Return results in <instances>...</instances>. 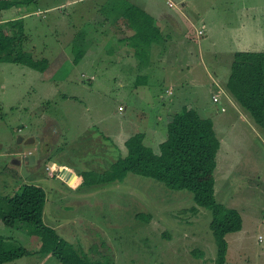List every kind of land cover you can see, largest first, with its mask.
Masks as SVG:
<instances>
[{
  "label": "rangeland",
  "instance_id": "obj_1",
  "mask_svg": "<svg viewBox=\"0 0 264 264\" xmlns=\"http://www.w3.org/2000/svg\"><path fill=\"white\" fill-rule=\"evenodd\" d=\"M48 1L47 5L17 1V11L25 16L15 28L24 34L21 46L25 51L33 50L36 58L48 60L47 72L0 62V236L6 250L21 248L27 253L7 264H62L48 244L43 247L42 237L33 234L32 226L9 227L3 222L8 212L6 198L24 185L43 189L44 225L54 229L83 260L216 264L211 211L196 206L190 193L131 174L123 181H99L112 164L127 155L126 141L136 132L143 133L144 144L158 153L166 138L167 121L183 107L211 118L217 137L223 139L216 157L215 198L228 208H237L243 217V230L226 236L225 264H264V240H258L264 235V136L246 117L228 121L230 112L217 115L220 105L212 101V95L223 93L213 80L228 77L233 55L257 48L246 35L264 25V0H126L124 13L132 5L136 8L130 9L141 14L138 22L128 24L127 19L123 25L126 38L120 46L111 42L117 48L112 55L106 53L108 39L98 36L90 44V38L106 10L121 9L120 0ZM182 3L192 26L182 39L157 36L143 46L148 50L144 61H150V67L142 73V56L136 51L142 54V48L132 47L133 38L146 25V16L155 22L166 16L168 6L176 10ZM41 7L48 8L44 14L38 13ZM203 24L207 36L199 34ZM99 26L100 31L106 29ZM77 31H85L89 39L77 45L86 47V53L75 63ZM259 47L264 49V44ZM116 54L111 64L109 59ZM160 54L165 56L161 58L164 64L157 69L152 59ZM146 72L155 74L146 76ZM218 120H225L222 129ZM19 137L24 141L19 143ZM29 139L34 142L26 144ZM245 148L253 152L250 166L254 170L247 171L245 161L239 163ZM222 160L228 161L225 168ZM64 167L71 169L77 185L63 181L70 177ZM240 168L246 173H240ZM254 174L262 175L261 180L239 188ZM238 189L248 193L247 201Z\"/></svg>",
  "mask_w": 264,
  "mask_h": 264
},
{
  "label": "trees",
  "instance_id": "obj_2",
  "mask_svg": "<svg viewBox=\"0 0 264 264\" xmlns=\"http://www.w3.org/2000/svg\"><path fill=\"white\" fill-rule=\"evenodd\" d=\"M17 1L20 0H1L0 9L15 7L18 5ZM30 1L38 3V0H25V2ZM124 1L126 0H120L118 3L122 8L123 4H126ZM130 8L136 7L129 5V10L126 11L128 24L138 22V16L141 14V12L132 11ZM105 12L106 14L102 13L104 15L103 22L95 23L98 26L97 33L102 36L106 34L108 24L111 23L110 17L112 15L118 17L116 7ZM145 22L146 25H142L141 31H138V35L132 40L134 48H142L154 42L157 36H162L151 16H146ZM21 23L22 20L17 19L0 25V62L11 61L43 73L50 64L45 58H36L32 53L33 50L28 52L21 46L25 41L24 34L22 30L15 31V28L21 26ZM102 24L106 29L100 31L99 25ZM84 32L77 31L74 35L76 37L73 44L75 63L80 62L86 53V47H80L89 39ZM78 41H81L82 44H77ZM144 42L146 43L144 44ZM92 43L95 42L90 39V44ZM136 51H139V55L142 56L140 69L143 73L150 62L144 61L148 50L142 48V54L140 49ZM156 68L158 69L160 66ZM147 74L151 73L146 72V76ZM222 87L224 89L220 87V90L226 92V95L223 96L225 99L221 98L223 104L221 106L224 110L230 109L231 104L228 102L231 99L250 123L255 125L261 136H264V51L254 49L235 53L230 62L229 75ZM168 91L166 92L168 93ZM217 93L212 95V101L213 96H216ZM214 129V122L211 118H202L196 110L183 107L180 112L170 116V120L167 121L166 138L159 144L158 153L144 144L143 133L136 132L126 141L127 155L112 164V168L110 167L99 181L105 183L123 181L131 174L153 179L174 191L190 193L196 206L211 211L210 231L216 244V264H225L228 249L226 236L240 232L243 221L236 209L225 207L215 198L214 172L220 139ZM6 202L8 212L3 217L4 224L9 227H17L16 224L32 226L33 234L39 233L42 237L43 247L48 244L53 255L62 264H113L110 261L92 263L83 260L70 246L60 240L54 229L44 225L45 193L42 188L35 185H24L18 189L17 193L6 198ZM146 220L147 217H145ZM63 249H65L64 253H62ZM26 254V251L21 248L14 251L6 250L4 238L0 236V264H7Z\"/></svg>",
  "mask_w": 264,
  "mask_h": 264
},
{
  "label": "crops",
  "instance_id": "obj_3",
  "mask_svg": "<svg viewBox=\"0 0 264 264\" xmlns=\"http://www.w3.org/2000/svg\"><path fill=\"white\" fill-rule=\"evenodd\" d=\"M150 1H153L154 3L157 2V0H150ZM0 2H1V0H0ZM166 3L169 5V3H171V2L168 3V1H166ZM38 4L39 5H47V4H50V3H49L48 0H38ZM123 5H124L123 8H122V6H120L121 9L118 11V17H116V15L115 16L112 15L110 17L111 23L108 24L106 34L103 35V37H105L106 40L108 39L106 41V45H107L106 53H108L109 55H112V54L115 53V51H117V48L114 49V48L111 47V42L115 41L120 46L123 43L124 39L126 38L127 30H125V28L123 26V25H127L126 13L123 12V10L126 9V4H123ZM17 6L12 7V8H8V9H3V8L0 9V25L4 24L7 21H12V20H17V19H22L23 20L24 19L25 13L23 14L20 11H17L19 9ZM175 8H176V10H172L168 6V9L171 12L169 11L166 14L165 17L159 16L158 19H156L155 22H154L156 27H158L159 31L161 32L162 36L172 37V40L174 39L175 36H179L182 39L183 36H184V34H183L184 31L189 29L192 26V24H193V22L190 20V18L188 17V15H187V13L185 11V9L187 8L185 3H182V5L179 6V7L175 6ZM47 9L48 8H42L41 7V9L38 10V13L42 12L44 14L46 12L45 10H47ZM42 13H40V14H42ZM184 13H185V17H183ZM239 23H240V21H239ZM202 26L203 27L200 28V29L203 30L204 36H207V34H206V26L204 24ZM238 27H240L241 29H244L243 25H238ZM109 29H110V31H109ZM167 30L172 31V34L168 35L167 34ZM98 36H102V35L98 34L97 31H95V34H93L92 39L91 38L90 39L92 40V42H97L96 38ZM109 37H111V38L109 39ZM246 37H250L249 38L250 40L256 42L258 49L257 48H248V49L241 50V51H243V52L244 51H251V50H254V49L257 50V51H264L263 47H259V46H262L264 44V25L256 27L254 32L252 33V31H250V35H246ZM188 39H190V38L188 37ZM165 43H167V42H165ZM120 48H122V47H120ZM125 48H127V47H125ZM159 49L160 48L158 47V49L156 51H153L154 54L156 52L158 53ZM163 50H164V52L163 51L162 52L165 54L166 50H167V47L165 49H163ZM164 54H163V56H162V54H160L161 56L158 57L157 59H154V58L152 59V60L156 61V65L157 66L161 67L164 64V61L161 60V58L165 57ZM116 58H117V54L115 55L114 59H109V58L108 59L110 60L111 64H114ZM160 61H161V63H160ZM152 65L153 64L151 63V67H152ZM149 67H150V64H148L146 68H149ZM142 68H145V67H142ZM153 68H155L154 65H153ZM45 72H47V70ZM151 74H155V72H151ZM225 80L224 81H220L218 79V77H215L213 82L216 85H218L219 87H221L222 89H224L222 86L224 85ZM221 107L222 106H220L219 110L217 109L216 113H217V115H219L220 113L230 112L232 117H230V118L228 117L227 118L228 121H230L231 118H234V117L237 118L239 121L245 120V118H244L245 115L242 113V111L239 109V107L233 101L231 102V106H230L229 110L225 109V112H220ZM224 123H225V120H223V121L218 120L217 121V125L219 126L220 129H222L225 126ZM214 128H215V125H214ZM18 132H21V130L18 129ZM222 134L224 135V133H222ZM22 139H25V138H22ZM222 140L223 139L220 138V148H222ZM219 151H220V149L218 150V152ZM242 151H243V156L240 157L239 163H242V162L245 161L246 170L247 171L254 170L253 167L250 166V161L253 160V158H250V156L253 154V152L250 151L249 148H245ZM15 152H21V150L15 149ZM217 155H218V153H217ZM222 162L224 164L223 168H225L227 166V164H228V161L227 160H222ZM216 163H217L216 164V169H217L218 168L217 158H216ZM64 169H66L67 171L71 170V169H68L67 167H64ZM242 172H244V171L240 168V173H242ZM244 173H246V172H244ZM70 174H73L72 171H70ZM245 176H247V175H244V177ZM261 178H262V175H260V174L259 175L254 174V175L248 176V178L245 180L246 181L245 184H239V188H244V187H247V186H253L254 184H256L254 181L255 180L259 181V180H261ZM74 184L77 185L76 178L74 180ZM238 191H239L238 194H241L244 197V199L247 201L248 200V197H247L248 193L245 190H241V189H238ZM250 193L253 194V192H250ZM240 203L241 202L238 201V206H240L239 205ZM220 204H222V203H220ZM231 209H236L240 213V211L237 208L231 207ZM240 215H241V213H240ZM241 217H242V215H241ZM242 221H243V217H242ZM242 230H243V225H242ZM260 238H262L264 240V235H262V237H261V235H259L258 236V240H260Z\"/></svg>",
  "mask_w": 264,
  "mask_h": 264
},
{
  "label": "clouds",
  "instance_id": "obj_4",
  "mask_svg": "<svg viewBox=\"0 0 264 264\" xmlns=\"http://www.w3.org/2000/svg\"><path fill=\"white\" fill-rule=\"evenodd\" d=\"M222 91V90H221ZM223 92V91H222ZM222 94H223V96H225L226 95V93L225 92H223V93H221V92H218L217 93V95H219V97H220V103H216V104H218V105H220L221 106V97H223L222 96ZM222 109H224L223 107H221V109H220V112H225V110L224 111H222ZM66 170V169H65ZM61 171H59V174L61 175L62 173H60ZM70 173V172H69ZM63 177V176H62ZM64 179V178H63ZM64 182H66L68 185H70V186H73V185H76V184H74V179H73V177H72V174H70V177H69V179H68V182L64 179L63 180ZM260 240H261V238H260Z\"/></svg>",
  "mask_w": 264,
  "mask_h": 264
},
{
  "label": "water",
  "instance_id": "obj_5",
  "mask_svg": "<svg viewBox=\"0 0 264 264\" xmlns=\"http://www.w3.org/2000/svg\"><path fill=\"white\" fill-rule=\"evenodd\" d=\"M23 141H24V140H23L22 138H20V137L18 138V142H19V143H20V142H23ZM29 141H33V142H34V140H30V139H29V140H27L25 143L27 144V143H29ZM29 160L34 161V157H33V156H30V157H29ZM60 171L63 172L64 169H61Z\"/></svg>",
  "mask_w": 264,
  "mask_h": 264
},
{
  "label": "built area",
  "instance_id": "obj_6",
  "mask_svg": "<svg viewBox=\"0 0 264 264\" xmlns=\"http://www.w3.org/2000/svg\"><path fill=\"white\" fill-rule=\"evenodd\" d=\"M202 32H203L202 30L199 31V34L201 35ZM213 102H214V103H219V102H220V97H219V95L213 96ZM222 111H224V109H222Z\"/></svg>",
  "mask_w": 264,
  "mask_h": 264
}]
</instances>
